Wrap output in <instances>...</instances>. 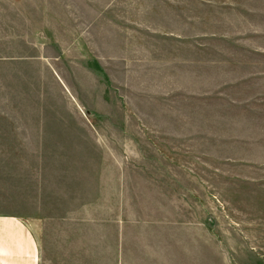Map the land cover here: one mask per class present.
<instances>
[{"label": "rangeland", "instance_id": "1", "mask_svg": "<svg viewBox=\"0 0 264 264\" xmlns=\"http://www.w3.org/2000/svg\"><path fill=\"white\" fill-rule=\"evenodd\" d=\"M0 214L39 264H264V0H0Z\"/></svg>", "mask_w": 264, "mask_h": 264}, {"label": "crops", "instance_id": "2", "mask_svg": "<svg viewBox=\"0 0 264 264\" xmlns=\"http://www.w3.org/2000/svg\"><path fill=\"white\" fill-rule=\"evenodd\" d=\"M39 240L20 217L0 214V264H39Z\"/></svg>", "mask_w": 264, "mask_h": 264}]
</instances>
